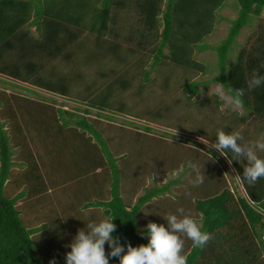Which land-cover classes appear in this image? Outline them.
Returning <instances> with one entry per match:
<instances>
[{
    "label": "trees",
    "instance_id": "trees-1",
    "mask_svg": "<svg viewBox=\"0 0 264 264\" xmlns=\"http://www.w3.org/2000/svg\"><path fill=\"white\" fill-rule=\"evenodd\" d=\"M42 1L0 0V77L8 78L4 80L8 85L14 87L18 86V82H22L45 88L50 92L61 94L60 96L67 95L64 97L71 101L87 103V107L96 108L99 116H102L106 108H112L115 112H119L123 108V104L117 100L115 101L116 105L111 103L112 90L102 97L97 95L91 97L89 92H83L87 93L83 96L73 95L68 80L64 83L65 78L60 77L57 81L47 80L48 76H53L58 71L55 68L47 70L48 64L54 63L55 60H34L36 56L41 59L40 51L35 50L38 47L30 50L24 49L22 46L20 50H16L20 54V60H6L9 52L8 44L19 35L20 27L28 22L31 8ZM94 1L96 5L100 4V6L97 5L98 8H95L94 17L91 15L94 18V23H91L90 19L89 27L94 32L96 31L97 35L98 31L99 34L107 31L115 34L113 26L118 22L120 11L123 9L126 10L128 18L135 17V20H132L134 25H129L132 29L131 35L127 34V36L128 40L136 43V47L129 48V53L133 54L148 49V45L160 37L159 44L155 46L154 63H158L161 58H164L176 66L202 70L204 65L196 59L195 53L208 48L216 50L219 73L213 81L222 84L232 98L235 89L243 88L244 95L240 98L242 100L240 106L244 109V114L241 119L254 118L264 123V84L252 90L247 87V80L251 78L254 70L264 76V21L260 18L264 10V0H234L233 3L237 7L238 13L231 20L226 37L217 46H210L202 42L214 31L218 16H220L217 11L225 6L227 0ZM92 3V0H80L77 4L80 11L74 14L73 19L79 27H84L80 15H84L87 6ZM160 14L162 15L161 19ZM253 19L257 21V31L253 30L247 41L248 47H240L234 60H227L228 52L239 31ZM55 25L57 26V24ZM160 25H163L161 30ZM21 35L23 34L21 33ZM37 42L40 44V41ZM165 46L168 51L163 54ZM143 57L141 56V58ZM102 76L104 75L102 74ZM81 85L79 90L83 91L92 90L94 92L95 88L92 87L100 89L99 85H87L84 82ZM121 85L125 86L124 83ZM197 90L196 82L186 85L187 92ZM69 91L71 92L69 93ZM54 101L52 99V102ZM32 109L41 110L39 119H42L43 112L46 113L49 138H60V134L65 137L64 134L71 133L73 130L80 132L79 137H87L93 141L95 151L103 153V156L95 157L93 171L98 168L102 169L104 166L109 167V174H106L102 180H107L110 176L111 195L109 200H98L95 201L96 204L93 202V206L102 207L107 218H114L113 223L116 225V230L113 236L119 237L120 243L125 247L129 242L133 246L147 243L146 237L142 234L145 227L138 221L140 220L138 214L146 202H149L153 197L163 195L169 184L160 187L152 186L150 189L144 190V193L138 197L134 204L130 205V202L128 204L120 194L122 192L121 176L116 162L117 158L108 150L106 141L92 122L78 113L54 107L52 104L19 93H7L5 88H0V114L2 115H0V119L3 117L5 123L8 119L12 118L13 120L12 123H9V128L5 129L2 122L0 123V264H49L47 257L53 254L57 246V242L52 241L69 240L70 246V242L75 236L72 235V230L76 233L78 229L84 227L86 230L84 221L77 223L80 227H76V224V229H72V227L66 229L59 222L50 224L49 220L43 225H50V229L55 228L56 230L62 226V230L58 231L60 233H56L60 236L49 237L48 242L54 243L55 247L53 245V249H51L49 243L46 244V247L41 250L48 248L47 257H42L39 255L37 247L40 242L47 241V234L38 232L40 226L26 225L21 217L22 210L15 205L16 199L9 198L4 194V182L12 165V147L18 145L21 149L25 148L26 150L31 147V140L28 139V136L33 137L30 133L32 127L25 115H30L29 121L33 119ZM84 111L89 113L86 108ZM60 121L67 128H61ZM224 129L230 132L229 128ZM38 133V138L41 137V140L46 141L42 136V129ZM207 140L214 144L216 136H209ZM43 144L39 143L36 149L40 150V146ZM212 153L215 155L213 150ZM223 154L236 169L246 197L236 196L233 190L223 185L227 180L226 174L219 171L217 174L220 177L216 180L219 182L221 180L220 185L213 187L212 190L202 188L205 192L200 197L193 199L194 208L201 216L202 230L211 233L213 238L203 249L193 248L192 242L189 243L188 247L184 249V253L188 257V264H264V178L259 179L254 185L249 184L242 176L243 167L246 166L244 160L230 150H224ZM261 157H264V152H261ZM131 173L133 174V172ZM102 184L104 185V182ZM137 188L139 187L132 190L135 192ZM175 202L176 200H169L170 204ZM92 222L95 221L92 220ZM69 235L71 236L69 237ZM105 251L106 253L110 252L107 243ZM109 261L110 264H119V259L116 257L109 256Z\"/></svg>",
    "mask_w": 264,
    "mask_h": 264
},
{
    "label": "rangeland",
    "instance_id": "rangeland-1",
    "mask_svg": "<svg viewBox=\"0 0 264 264\" xmlns=\"http://www.w3.org/2000/svg\"><path fill=\"white\" fill-rule=\"evenodd\" d=\"M233 2L234 0H227L225 6L217 11L220 16H218L214 31L206 36L202 43L217 46L226 37L231 20L238 13ZM42 3V6L47 7L51 12L58 13L61 5L68 6L69 10L74 13L80 11L79 5L71 9L73 5H76V0H43ZM89 7L93 8H89L84 15H80L84 26L80 38L66 50L71 55L70 59L67 60L58 55L54 63H49L47 70L55 68L58 73L48 76L47 80L57 81L60 77L65 78L64 83L68 80L73 95L83 96L89 92L91 97L95 95L102 97L112 90L111 103L116 105L117 100L123 104L119 112L106 108L102 116H99L98 110L94 107H87V103L71 101L64 97L67 95L60 96L61 94L58 95V93L47 92V89L32 84L18 82V86L14 87L8 85L4 80L8 78L3 76L0 77V88L29 98L44 100L54 107L85 116L89 122H92L106 141L108 150L117 158L122 195L128 204L129 202H131L130 205L135 203L138 195L143 194L144 190L152 186L160 187L169 184L163 195L154 198L146 207L141 208L139 222L144 227L155 218L164 221V216L177 214L178 208H183L185 214H190L201 225V216L194 208L193 199L200 197L207 188L212 190L213 187L220 185L221 180L220 182L216 180L220 177L217 174L218 171L226 174L227 180L223 185L233 190L236 196L246 197L236 169L223 153L211 147L213 144L207 139L209 136H216L217 129L228 132L224 129L227 127L230 129L228 133H239L243 137L240 143L251 146L258 140H264V123L254 118L242 120L244 109L231 104L232 96L226 92L222 84L213 81L219 73L217 51L208 48L195 53L196 59L204 65L202 70L176 66L164 58L154 63L155 46L159 44L160 37L154 39L148 45V49L129 53V48L136 47V43L128 40L127 36L132 32L129 25H134L132 20L134 21L135 17L128 18L127 15L124 16V10H121L118 22L113 26L115 34L112 32L99 34L98 31L97 36V32H90L86 29V26L90 28V19V22L94 23L91 15L93 16L96 12L97 5L93 2ZM161 16L160 14V19ZM54 18V23L59 24V20ZM260 18L264 21V10ZM256 23L257 21L253 19L239 31L228 52L227 60H234L240 47H248L247 41L253 30L257 31ZM39 24L43 25L45 22L40 21ZM159 27L161 30L163 25ZM90 42L92 43L87 45ZM167 51L168 48L165 46L163 54ZM141 56L144 57L141 58ZM82 82L87 85H99L100 89L92 87L95 88L94 92L79 90ZM190 82L197 83V91H186V85ZM121 83L125 86L122 87ZM52 99L55 101L52 102ZM85 108L89 110V113L84 111ZM31 111L34 114L33 119L29 121L33 141L39 144L38 131L42 129V136L46 141L40 146V150L52 155V163L55 166H57V156L64 166L60 176H71V179L73 176H84L76 184L86 188L88 177L96 181L97 176L103 179L106 174H109L108 166L93 171L95 156L100 157L103 154L100 151L94 154L93 141L87 137H79L80 132L73 130L71 133L64 134L65 137L60 134V138H49L46 113L43 112L42 119H39L41 110L32 109ZM1 118L0 123L2 122L3 128H9V123L13 122L12 118L8 119L7 123L3 117ZM60 122L61 128H67L62 125V121ZM70 148L73 149L74 155L71 154ZM257 154L261 156L259 150ZM189 163L196 165L204 177L203 183L199 186H193L191 183L196 173L188 167ZM75 179L68 183L74 184ZM109 183L110 176L104 184L109 187ZM137 186L139 188L134 192L132 189ZM101 190L107 192V188H101ZM72 199V205L69 208L73 213L76 212L78 222L84 221V225L91 222V219L88 220L85 215L89 213H86L89 209L87 206L82 207L81 195L74 192ZM169 200H176V202L170 204ZM88 205L93 207V202L91 201ZM76 224L73 222V225H64V227L66 229L80 227ZM50 228V225H40L38 228V232L47 234V241L40 242L37 247L39 255L47 257L48 248L41 249H44L48 243L53 249L55 244L52 242H57L56 250L47 257V260L49 264L53 261L55 264H66L65 254L70 251L69 240L48 242L52 235L60 236L56 233H60L58 231L62 230V226L58 227L59 230ZM72 235H76L74 230H72ZM184 240L185 249L191 241L187 238ZM61 253L64 256H60Z\"/></svg>",
    "mask_w": 264,
    "mask_h": 264
},
{
    "label": "crops",
    "instance_id": "crops-1",
    "mask_svg": "<svg viewBox=\"0 0 264 264\" xmlns=\"http://www.w3.org/2000/svg\"><path fill=\"white\" fill-rule=\"evenodd\" d=\"M42 2L35 4V6L31 8L28 22L20 27L18 30L19 35L13 38L10 44H8L9 52L7 53L8 58L6 60H20V54H18L16 50H20L22 46L24 49L30 50L35 49L34 47H38V49L35 50L38 52L40 51L41 59H39V56H36L34 60H55L58 55L63 56L67 60L70 59L71 55H69L66 50L80 38L83 27L76 25L75 19H73L75 13L69 10L68 6L61 5L58 8V13H56V11L51 12L47 7L42 6ZM76 2L79 4L80 0H76ZM92 2L95 1L92 0ZM77 4L73 5L71 9H75L76 6H78ZM97 5L100 6V4ZM87 7V10L93 8L89 7V5ZM96 8H98V6ZM124 12L127 15L126 10H124ZM54 17L59 20L57 26L54 23ZM39 20L45 22V24H39ZM86 29L87 31L94 32L90 28L86 27ZM21 33L23 35H21ZM106 33H109V31ZM37 41H40V44ZM91 43L92 42L87 45ZM62 53H64V55ZM6 91L7 93H11L8 90ZM27 116L30 115L27 114L26 118ZM27 121L29 122V118H27ZM40 138L41 137L37 139L38 143H44L45 140H41ZM28 139L31 140V147H28L27 150L25 148L21 149L18 145L12 147V165L3 188L4 194L7 197L16 199L15 205L22 210L21 217L24 219L26 225L40 226L47 223L49 220L50 224H52V222H59L63 225H73V222L79 223L76 212L73 213L69 208V206L72 205V194L74 192L81 195L82 207L86 208L87 206V209H89L86 212L89 213L85 214L88 220L91 219V222L92 220L97 222L99 219L107 218L102 211V207H92L88 205L91 201L110 199V186L107 187L106 184H102V182L105 183L107 180L104 179L103 181L97 176L95 181L93 178L88 177V183L85 188L83 185L76 184L79 180H82L84 176H73V179L70 178L71 176H60L64 166L62 163H59L60 160L57 156V166H55V164L52 163V155L37 150V144L34 143V138L30 135ZM70 152L74 155L72 148H70ZM94 154L96 155L97 152L95 151ZM74 179V184L68 183V181ZM101 188H107V192L105 190L103 192ZM104 193L106 194L104 195ZM120 194L124 199L122 192ZM139 196L140 195H138V197ZM154 198L156 197H153L149 202ZM149 202H146L143 206L146 207ZM95 208L97 209L96 211ZM153 221L157 223H166L165 221H161L160 218H155ZM60 256L64 255L61 253Z\"/></svg>",
    "mask_w": 264,
    "mask_h": 264
},
{
    "label": "clouds",
    "instance_id": "clouds-1",
    "mask_svg": "<svg viewBox=\"0 0 264 264\" xmlns=\"http://www.w3.org/2000/svg\"><path fill=\"white\" fill-rule=\"evenodd\" d=\"M264 84V76L256 70L247 80L249 90ZM244 95L243 88L234 90L230 103L240 106ZM243 137L239 133H228L217 129L216 142L211 146L219 152L230 150L244 160L242 176L249 184L254 185L264 178V157L257 151L264 152V140H258L253 145L241 144ZM188 167L196 173L191 181L193 186L203 183L204 177L199 168L189 163ZM114 218H105L97 222H88L85 227L78 229L70 243V251L65 254L66 264H110L109 256L119 259V264H188V257L184 253L185 240L192 242L193 248L203 249L212 240L209 232L203 231L198 222L190 215L185 214L183 208L177 209V214H168L163 217L165 223L149 221L143 231L147 243L133 246L130 242L125 247L119 237H114L116 225ZM110 247L106 253L105 244ZM52 264H55L53 261Z\"/></svg>",
    "mask_w": 264,
    "mask_h": 264
}]
</instances>
